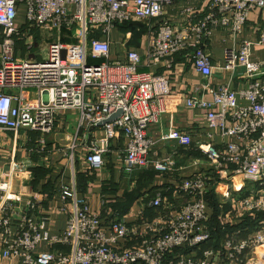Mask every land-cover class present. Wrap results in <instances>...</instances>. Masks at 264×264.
<instances>
[{
  "label": "built area",
  "instance_id": "built-area-1",
  "mask_svg": "<svg viewBox=\"0 0 264 264\" xmlns=\"http://www.w3.org/2000/svg\"><path fill=\"white\" fill-rule=\"evenodd\" d=\"M174 1L0 0V132H36L41 138L35 152L45 154V138L55 131L59 115L73 112L77 118L71 143L55 149L66 155L71 170L77 147L87 150L84 163L95 171L103 168L110 142L122 137L126 174L173 173L178 146H189L192 139L172 126L161 127L174 98L169 77L139 72L141 56L133 50L127 51L125 62H110L105 37L115 26L158 19ZM197 1L206 7L201 19L190 14L187 22L161 21L148 28L147 59L154 65L181 55L192 64L204 79L199 87L203 92L187 96L184 107L204 111L209 130L234 139L217 148L213 134L206 133L196 150L218 179L240 181H233V191L244 184L262 186L264 78L258 75L264 73V62L251 60L249 41L236 51H225L223 69L233 73L243 68L251 79L238 94L248 105L240 106L227 86L209 85L213 66L205 47L218 29L239 37L249 14L264 11V0ZM19 15L24 18L22 26H16ZM36 31H55L57 36L66 31L70 41L56 39L35 60L30 56ZM20 41L25 47L21 55ZM258 42L264 46V28ZM89 59L104 62L90 64ZM98 130L102 136L95 135ZM163 148L166 156L160 155ZM211 180L205 173L181 179L174 189L173 200L180 203L175 212L171 210L177 203L157 194L148 202L152 216L141 201L133 221L117 214L104 220L90 210L87 197L79 195L73 170L59 194L66 227L55 235L47 231L49 217L39 214L38 196L20 206L6 194L7 184L0 182V257L6 264H244L247 252L264 247V226L245 238L226 239L222 253L204 249L201 257L195 256L212 237L206 201ZM236 208L241 214H264V193H249ZM41 244L46 250H39ZM179 249L189 252L175 253Z\"/></svg>",
  "mask_w": 264,
  "mask_h": 264
},
{
  "label": "crops",
  "instance_id": "crops-1",
  "mask_svg": "<svg viewBox=\"0 0 264 264\" xmlns=\"http://www.w3.org/2000/svg\"><path fill=\"white\" fill-rule=\"evenodd\" d=\"M205 8V5L197 0H175L164 8L163 14L158 19L138 20L130 24L115 26L105 37L110 44V62H125L127 51L133 50L141 56L139 72L169 77L170 89L174 98L169 103L161 127L172 126L186 132L192 139L189 146H178L175 171L169 174H160L152 170H138L126 174L123 171L120 155L126 144L122 137L110 142L108 152L104 155L103 168L95 171L88 169L84 163L87 150L80 146L77 147L74 154L73 170L76 174L78 193L87 197L91 211L101 213V218L104 220H109L112 215L117 214L118 216L124 215L128 221L134 220L139 209V202L142 201L145 204L146 214L152 216L153 212L148 207V202L154 196L161 194L170 200L177 199L174 189L181 179L194 173L207 174L210 180L212 179L206 199L209 226L211 222L213 226L217 223L221 237H217L214 233L211 242L215 241L217 245L208 248L209 243L206 247L212 252L222 253L226 239L245 238L264 226V217H259V214H241L236 208L237 202L249 194V186L244 184L239 189L240 191H233L232 183L237 179H218L213 173V166L197 155L200 153L197 152L195 146L198 142L205 141L206 133L213 134V144L217 148H221L225 143L232 142L234 139L222 137L215 130H209L206 126L204 111L189 110L184 107L187 96L203 92V89L199 87L202 86L201 83L204 82V79L190 62L182 58L181 55L169 57L154 65L150 64L147 59L149 27L161 21L181 24L189 20L190 14L201 19L206 11ZM19 22L22 26L24 18L22 17ZM263 28L264 11L255 10L249 14L239 37H234L227 30L218 29L207 40L205 51L213 66V75L208 83L214 88L225 85L234 91L240 106L248 105L247 101L239 98L238 94L251 79L244 74L243 68H238L233 73L226 72L223 69L224 53L226 50L236 51L243 41H249L251 43V60L264 62V46L258 42L259 33ZM42 34L43 32L38 31L33 34L34 49L30 57L35 60H40L41 55L46 53L47 46L56 39L70 41V35L66 31L64 38L62 33L60 36L46 37H43ZM37 35L39 40L35 41ZM21 53L22 51L20 55ZM89 61L92 60L89 59ZM98 61L99 63L104 62L103 60ZM168 65L171 68H168ZM262 75H264L263 72L258 76L264 78ZM31 97V100H35ZM76 118L77 116L73 112H63L59 115L55 131L45 138L47 151L45 154L35 152L41 138L40 134L36 132L19 131L15 134L0 132V182L7 184L6 194L16 199L20 206H24L33 197L38 196L40 200L39 214L49 217L46 228L50 235L58 234L66 227V216L60 211L59 194L62 182H69L73 170L68 166L66 155L55 149L66 148L70 145ZM95 135L102 136L103 132L98 130ZM167 152L163 148L160 150V155L166 156ZM256 192L264 193V184L255 186L254 193ZM1 194L0 204L2 202ZM173 201L177 203L175 200ZM179 206L180 203H177L171 213L175 212ZM244 221L246 223H243ZM213 229L212 231L215 230ZM262 248L264 249V247ZM39 250H46L44 244L39 246ZM248 254L250 253L247 252L245 255ZM6 263L8 262L0 257V264ZM13 264L19 263L15 261Z\"/></svg>",
  "mask_w": 264,
  "mask_h": 264
},
{
  "label": "rangeland",
  "instance_id": "rangeland-1",
  "mask_svg": "<svg viewBox=\"0 0 264 264\" xmlns=\"http://www.w3.org/2000/svg\"><path fill=\"white\" fill-rule=\"evenodd\" d=\"M22 19V15H19L18 18L16 19V26H20V22L19 20ZM40 32V31H38ZM35 34V32H34ZM57 33L55 31H52L50 33H43L42 36L43 37H46V36H56ZM62 35H63V38L65 37V32L63 31L62 32ZM39 38H38V35L36 36L35 38V41H38ZM18 46H19V49L22 51V52H25V47H24V44L22 41L18 42ZM90 64H96V63H99V61H89ZM74 128H75V125L73 127V132H74ZM195 153V152H194ZM200 158L204 161H207L205 160V158H203L201 155H200ZM238 184H240V181H237ZM247 187L249 186V191L248 193H254V189H255V186H257V184H245ZM210 243V245H209ZM209 245V246H208ZM214 245H217L214 242H208V243H205L204 245H202V247H200V250H196L194 253H195V256L196 257H201L202 256V251L204 249H207L206 246H208V248H212V246ZM219 248V247H218ZM250 254L248 255H245L243 257L244 259V264H264V249L262 247L258 248L257 251L255 250L253 253L252 252H248Z\"/></svg>",
  "mask_w": 264,
  "mask_h": 264
},
{
  "label": "trees",
  "instance_id": "trees-1",
  "mask_svg": "<svg viewBox=\"0 0 264 264\" xmlns=\"http://www.w3.org/2000/svg\"><path fill=\"white\" fill-rule=\"evenodd\" d=\"M194 149H195V147H194ZM192 151H194L193 149H192ZM198 152V151H197ZM197 154V153H196ZM198 156H200L199 154H197ZM153 171V170H152ZM209 197H208V201H209ZM264 217V215L263 214H259V217ZM243 223H246L245 221L243 222ZM213 227H214V229H213ZM212 229L214 230V231H212ZM210 230H211V235H212V237H211V240L213 239V236H214V233H215V235L217 236V237H221L219 234V228H218V226H217V223H216V225L215 226H213V224H212V222L210 223ZM213 232V233H212ZM219 239V238H218ZM180 251L181 252H189V250H186V249H179V250H177L175 253H180Z\"/></svg>",
  "mask_w": 264,
  "mask_h": 264
},
{
  "label": "water",
  "instance_id": "water-1",
  "mask_svg": "<svg viewBox=\"0 0 264 264\" xmlns=\"http://www.w3.org/2000/svg\"><path fill=\"white\" fill-rule=\"evenodd\" d=\"M119 114H120V112H118V113L112 115L107 121H112V120L115 119ZM107 121H105V122H107ZM105 122H103V123H105Z\"/></svg>",
  "mask_w": 264,
  "mask_h": 264
}]
</instances>
